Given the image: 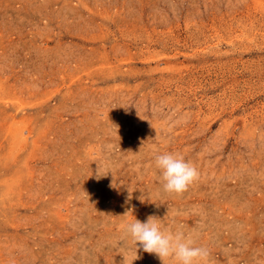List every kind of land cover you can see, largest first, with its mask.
Segmentation results:
<instances>
[{
    "label": "rangeland",
    "instance_id": "1",
    "mask_svg": "<svg viewBox=\"0 0 264 264\" xmlns=\"http://www.w3.org/2000/svg\"><path fill=\"white\" fill-rule=\"evenodd\" d=\"M150 215L264 264V0H0V264H163Z\"/></svg>",
    "mask_w": 264,
    "mask_h": 264
},
{
    "label": "clouds",
    "instance_id": "2",
    "mask_svg": "<svg viewBox=\"0 0 264 264\" xmlns=\"http://www.w3.org/2000/svg\"><path fill=\"white\" fill-rule=\"evenodd\" d=\"M154 162L160 171L166 192L182 193L199 179L200 173L196 166L179 153L157 154L154 156ZM131 193L129 192V200ZM123 230L131 237L136 251L139 244L144 252L155 254L163 264L166 259L174 260L175 264H200V261L206 260L209 255L206 248L194 246L193 240L183 233L162 230L155 216H148L144 222L134 219L125 224Z\"/></svg>",
    "mask_w": 264,
    "mask_h": 264
}]
</instances>
